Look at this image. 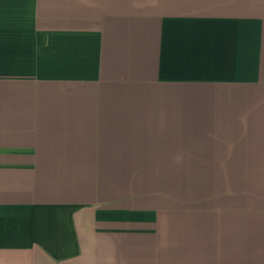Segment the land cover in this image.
Masks as SVG:
<instances>
[{"label": "crops", "instance_id": "obj_1", "mask_svg": "<svg viewBox=\"0 0 264 264\" xmlns=\"http://www.w3.org/2000/svg\"><path fill=\"white\" fill-rule=\"evenodd\" d=\"M0 264H264V0H0Z\"/></svg>", "mask_w": 264, "mask_h": 264}]
</instances>
